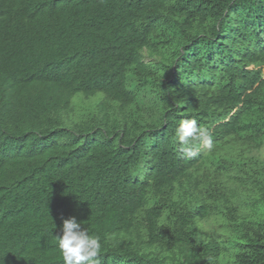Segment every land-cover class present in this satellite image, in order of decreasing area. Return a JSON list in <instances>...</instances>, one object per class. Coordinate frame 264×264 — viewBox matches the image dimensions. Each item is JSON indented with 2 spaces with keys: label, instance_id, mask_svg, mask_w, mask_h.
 <instances>
[{
  "label": "trees",
  "instance_id": "16d2710c",
  "mask_svg": "<svg viewBox=\"0 0 264 264\" xmlns=\"http://www.w3.org/2000/svg\"><path fill=\"white\" fill-rule=\"evenodd\" d=\"M261 148L264 0H0V264H264Z\"/></svg>",
  "mask_w": 264,
  "mask_h": 264
},
{
  "label": "clouds",
  "instance_id": "9594fccd",
  "mask_svg": "<svg viewBox=\"0 0 264 264\" xmlns=\"http://www.w3.org/2000/svg\"><path fill=\"white\" fill-rule=\"evenodd\" d=\"M175 136L180 152L187 158L195 157L201 148H213L211 134L199 126L196 119L181 121ZM260 153L264 155V148L260 149ZM61 233L56 238L64 264H102L100 236L90 234L89 229L78 222L76 217L63 219Z\"/></svg>",
  "mask_w": 264,
  "mask_h": 264
},
{
  "label": "rangeland",
  "instance_id": "374dc122",
  "mask_svg": "<svg viewBox=\"0 0 264 264\" xmlns=\"http://www.w3.org/2000/svg\"><path fill=\"white\" fill-rule=\"evenodd\" d=\"M97 98H98V97H97ZM80 100H81V98H80V97H77V98H76V104L79 105ZM263 157H264V155H263Z\"/></svg>",
  "mask_w": 264,
  "mask_h": 264
}]
</instances>
